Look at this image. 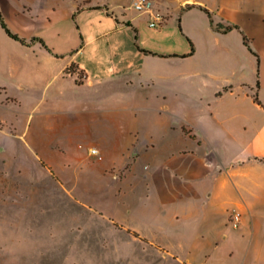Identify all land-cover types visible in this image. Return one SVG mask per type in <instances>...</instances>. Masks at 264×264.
I'll list each match as a JSON object with an SVG mask.
<instances>
[{"label": "crops", "instance_id": "1", "mask_svg": "<svg viewBox=\"0 0 264 264\" xmlns=\"http://www.w3.org/2000/svg\"><path fill=\"white\" fill-rule=\"evenodd\" d=\"M133 1L0 0L28 41L0 25V123L17 131L26 113L30 147L78 127L125 155L113 175L156 203L129 207L146 224H123L159 246V264H264V108L251 96L258 74L264 103V15L243 26L237 6L204 5L210 18L183 9L200 0H152L165 20L151 26Z\"/></svg>", "mask_w": 264, "mask_h": 264}, {"label": "rangeland", "instance_id": "2", "mask_svg": "<svg viewBox=\"0 0 264 264\" xmlns=\"http://www.w3.org/2000/svg\"><path fill=\"white\" fill-rule=\"evenodd\" d=\"M200 1L237 6L243 26L264 15V0ZM18 119L17 131L0 123V264H159V246L124 225L146 224L131 209L156 203L132 178L113 175L125 155L108 142L101 159L90 155L97 133L78 127L46 131L48 145L30 147L27 114Z\"/></svg>", "mask_w": 264, "mask_h": 264}, {"label": "built area", "instance_id": "3", "mask_svg": "<svg viewBox=\"0 0 264 264\" xmlns=\"http://www.w3.org/2000/svg\"><path fill=\"white\" fill-rule=\"evenodd\" d=\"M132 4L134 8L138 11H150V10L152 11L153 10L152 0H134ZM152 14H153L152 15L153 18L150 21L151 26H159L160 24L164 22L165 15L163 12L159 10H153ZM88 153L99 159L102 158V155L99 149L96 147H90L88 150ZM241 218H242L241 211L235 208L230 209L227 215V224L234 228L238 227L241 223Z\"/></svg>", "mask_w": 264, "mask_h": 264}, {"label": "trees", "instance_id": "4", "mask_svg": "<svg viewBox=\"0 0 264 264\" xmlns=\"http://www.w3.org/2000/svg\"><path fill=\"white\" fill-rule=\"evenodd\" d=\"M194 6H198L201 9H203L207 13V15L211 18V13L208 10V8H206L204 5H201V4H186L185 6H183V9L191 8V7H194ZM0 25L6 31V33L9 36L19 40L23 44H28V41H26L25 39L21 38L19 35L13 33L9 29V27L7 26V24H6L5 20H4V17L2 15L1 11H0ZM215 27L218 28V29L230 30L233 27L237 28L238 25L228 24L226 26H222L221 24H217ZM243 41H244V44L247 46V48L249 50H251L252 53L256 56L257 62H259L258 54L255 51L252 50V48H251V46L249 44L248 38L245 35L243 36ZM259 86H260V83H259L258 74H257V79H256V82H255V85L252 87L251 96H252L253 100L256 103L260 104L264 108V103H262V101L259 98ZM224 90H226V87L224 88ZM220 93L221 92H218L217 94H220ZM260 160L264 161V159H262V158H260ZM134 234L137 235V233H135V232H134Z\"/></svg>", "mask_w": 264, "mask_h": 264}]
</instances>
